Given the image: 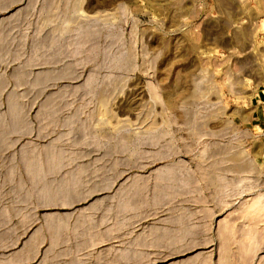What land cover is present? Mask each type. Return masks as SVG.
Returning a JSON list of instances; mask_svg holds the SVG:
<instances>
[{
	"label": "rangeland",
	"instance_id": "rangeland-1",
	"mask_svg": "<svg viewBox=\"0 0 264 264\" xmlns=\"http://www.w3.org/2000/svg\"><path fill=\"white\" fill-rule=\"evenodd\" d=\"M0 140V264H264V0H0Z\"/></svg>",
	"mask_w": 264,
	"mask_h": 264
},
{
	"label": "crops",
	"instance_id": "crops-1",
	"mask_svg": "<svg viewBox=\"0 0 264 264\" xmlns=\"http://www.w3.org/2000/svg\"><path fill=\"white\" fill-rule=\"evenodd\" d=\"M255 199H253L256 203H258V205L256 206V211L260 212V213H264V195L262 194H258L254 196ZM247 208V207H246ZM240 210V208H237V211ZM214 213L216 212V209H214L213 211ZM222 226L221 223L218 224V222L215 223V228H217L218 226ZM179 227L182 228V226L179 224ZM224 251V250H223ZM220 257V263L219 264H233L232 260L230 258V255H227L225 253H222ZM192 259V260H191ZM190 260H186L183 263L180 264H196V259L195 258H191ZM230 259V260H229ZM190 263H189V262ZM186 262V263H185ZM188 262V263H187ZM197 264H203L202 262H199Z\"/></svg>",
	"mask_w": 264,
	"mask_h": 264
},
{
	"label": "bare ground",
	"instance_id": "bare-ground-1",
	"mask_svg": "<svg viewBox=\"0 0 264 264\" xmlns=\"http://www.w3.org/2000/svg\"><path fill=\"white\" fill-rule=\"evenodd\" d=\"M0 141H1V140H0ZM0 143H1V142H0ZM0 148H1V145H0ZM26 160H27V159H26ZM28 160H29V159H28ZM31 160H32V159H31ZM32 161H33V160H32ZM33 163H34V162H33ZM33 163L30 162V164H28L29 166H28V165H27V166H28L29 168H32V167L34 168V166L30 167V165H31V164L33 165ZM180 233H181L180 235H177V233H176L177 236H172L171 238H169V240H168L169 243L167 242V244H171V245H175V246H176V245H177L176 243H180V241H182L181 239H184V240H185V236H187L186 232H185V233H184V232H180ZM185 234H186V235H185ZM172 235H174V234H172ZM188 236H189V235H188ZM183 237H184V238H183ZM187 240H188V239H187ZM187 240H186V241H187ZM191 241H192V240H191ZM182 242H184V241H182ZM182 242H181L180 244H182ZM180 244H179V245H180ZM184 244H185V243H184ZM186 244H188V243H186ZM179 245H178V246H179ZM178 246H177V249H178V248H180V249L182 248L181 246H180V247H178ZM183 246H184V245H183ZM188 246H189V245H188ZM173 248H174V246H173ZM173 248H172V249H173ZM177 249H176V250H177ZM174 250H175V248H174ZM191 260H192V259H191ZM188 262H189V261H188ZM188 262H187V263H188ZM182 263H183V262H182ZM185 263H186V262H185ZM189 263H190V262H189Z\"/></svg>",
	"mask_w": 264,
	"mask_h": 264
}]
</instances>
